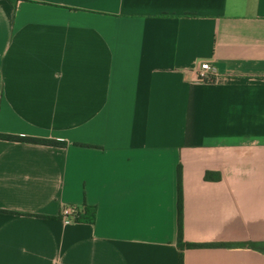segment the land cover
I'll return each mask as SVG.
<instances>
[{
    "label": "crops",
    "instance_id": "1",
    "mask_svg": "<svg viewBox=\"0 0 264 264\" xmlns=\"http://www.w3.org/2000/svg\"><path fill=\"white\" fill-rule=\"evenodd\" d=\"M0 133V264H264V0H0Z\"/></svg>",
    "mask_w": 264,
    "mask_h": 264
},
{
    "label": "trees",
    "instance_id": "2",
    "mask_svg": "<svg viewBox=\"0 0 264 264\" xmlns=\"http://www.w3.org/2000/svg\"><path fill=\"white\" fill-rule=\"evenodd\" d=\"M0 139L8 140V141L44 144V145H50V146H64V145H66L65 141L58 140V139L23 136V135L9 134V133H0ZM0 211H3V210H0ZM180 216H181V197L179 196V226H180ZM74 220L78 221V222H80V221L93 222L94 214L93 213L91 215L85 214L83 216L77 215L74 218ZM181 239H182V235H181V226H180L179 227V240H181Z\"/></svg>",
    "mask_w": 264,
    "mask_h": 264
},
{
    "label": "built area",
    "instance_id": "3",
    "mask_svg": "<svg viewBox=\"0 0 264 264\" xmlns=\"http://www.w3.org/2000/svg\"><path fill=\"white\" fill-rule=\"evenodd\" d=\"M214 66L208 62H200L197 65L196 69V78L197 80L205 81L212 79V74L214 73ZM78 214V210L73 207H66L63 209L62 215L64 218H69L71 216H76Z\"/></svg>",
    "mask_w": 264,
    "mask_h": 264
}]
</instances>
